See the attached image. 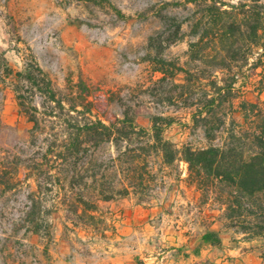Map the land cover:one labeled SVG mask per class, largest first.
<instances>
[{
    "label": "rangeland",
    "instance_id": "1",
    "mask_svg": "<svg viewBox=\"0 0 264 264\" xmlns=\"http://www.w3.org/2000/svg\"><path fill=\"white\" fill-rule=\"evenodd\" d=\"M191 10L187 0H0V55L15 71L34 61L59 91L81 77L108 116L120 117L123 104L136 112L144 128L153 116L170 118L163 136L178 148H200L206 141L201 127L192 124L191 109L168 101L172 89L155 83L161 75L151 66L159 57L180 67L195 66L187 63ZM180 22L182 38L164 48ZM252 62L239 74L235 108L258 98L264 102V93L256 92L259 78L250 69ZM174 80L181 84L185 76L180 73ZM9 82L0 83V157L7 150L27 158L33 153L32 125L19 111ZM195 94L202 96L200 88ZM112 154L107 147L98 157L107 160ZM147 162L151 174L143 177L137 193L102 201L82 190L92 209L57 204L64 193L57 187L43 191L38 234L29 232L28 223L20 227L31 208V203L24 208L25 193H6L0 198V264H155L154 258L161 257L165 264L182 256L181 264L197 263L206 232H217L232 246L243 241L225 230L220 206L203 197L185 162L164 166L155 156ZM125 174L107 176V183H127ZM256 244L264 258V239Z\"/></svg>",
    "mask_w": 264,
    "mask_h": 264
},
{
    "label": "trees",
    "instance_id": "2",
    "mask_svg": "<svg viewBox=\"0 0 264 264\" xmlns=\"http://www.w3.org/2000/svg\"><path fill=\"white\" fill-rule=\"evenodd\" d=\"M187 2L192 6L188 25L193 38L187 63L195 66L180 67L162 57L151 66L161 75L155 83L172 89L168 101L191 109L192 124L201 127L206 141L200 148H178L167 140L163 132L170 118L153 116L149 128H144L137 123L136 112L123 104L120 117L108 116L81 77L59 91L34 61L15 71L0 55V83L10 81L19 111L32 125L33 153L22 158L5 150L0 157V198L24 192V208L31 203L20 227L28 223L29 232L40 233L38 195L56 187L64 191L57 204L84 209L94 208L84 189L102 201L137 193L143 177L151 174L147 158L155 156L164 166L177 161L188 165L203 197L220 206L225 230L240 234L243 241L264 239V102L258 98L256 103L240 102L235 108L238 96L234 93L250 59V69L259 78L256 92L264 93V0ZM182 25L177 23L164 48L182 38ZM180 73L185 80L178 84L174 78ZM197 88L202 91L200 98L195 97ZM107 147L115 155L100 160L98 154ZM122 172L127 183L118 187L107 183V176L115 179ZM201 240L221 247L217 232H206Z\"/></svg>",
    "mask_w": 264,
    "mask_h": 264
},
{
    "label": "crops",
    "instance_id": "3",
    "mask_svg": "<svg viewBox=\"0 0 264 264\" xmlns=\"http://www.w3.org/2000/svg\"><path fill=\"white\" fill-rule=\"evenodd\" d=\"M219 236L221 247L216 248L204 245L199 255L195 257V261H198L197 263L191 259L188 263L183 264H264V258L260 255V248L256 244L258 243V239L238 242L237 246H232L225 242L222 235ZM164 258H154L155 264H161ZM184 258V256H182V259L171 258L165 264H181L182 260H185ZM188 258L190 257L186 259L189 260ZM112 264H124V262L118 263V261H113Z\"/></svg>",
    "mask_w": 264,
    "mask_h": 264
}]
</instances>
